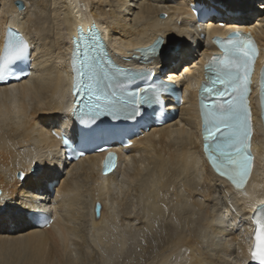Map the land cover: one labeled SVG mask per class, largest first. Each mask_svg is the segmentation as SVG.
Wrapping results in <instances>:
<instances>
[{
	"label": "bare ground",
	"instance_id": "bare-ground-1",
	"mask_svg": "<svg viewBox=\"0 0 264 264\" xmlns=\"http://www.w3.org/2000/svg\"><path fill=\"white\" fill-rule=\"evenodd\" d=\"M20 1L23 12L17 0H0V46L5 29L17 28L30 42L32 61L26 78L0 85V199L6 202L0 204V264H117L114 255L126 259L132 244L123 225L139 233L160 228L143 239L140 264H244L248 215L264 196V139L255 137L246 193L214 174L202 156L189 82L206 49L191 27L189 3L196 0H134L135 7L130 0ZM197 1L212 5L227 25L263 26L257 8L264 0ZM91 22L113 51L130 52L132 64L138 49L163 34L172 49L155 67L184 87L178 115L136 138L108 174L101 172L105 154L67 162L50 134L71 126L65 50L75 26L85 30ZM195 52L199 59L175 72L176 56L186 61ZM126 194L139 203V213L128 210ZM18 208L51 212L53 220L37 227Z\"/></svg>",
	"mask_w": 264,
	"mask_h": 264
},
{
	"label": "snow or ice",
	"instance_id": "snow-or-ice-1",
	"mask_svg": "<svg viewBox=\"0 0 264 264\" xmlns=\"http://www.w3.org/2000/svg\"><path fill=\"white\" fill-rule=\"evenodd\" d=\"M17 7L24 11L20 0H17ZM242 36L239 28H229L223 41L217 38L220 55L214 54L206 62L205 82L200 85L205 155L212 169L237 190L243 188L251 171V115L247 93L256 54L253 43L242 39ZM161 45L162 41L157 38L147 48L138 49L141 52L139 59L165 55ZM30 62L29 42L15 30L7 29L4 44L0 46V81L24 78L28 75ZM71 67L74 73V105L70 113L80 124L92 126L85 130L88 136L99 130V124L103 122L101 118L134 120L142 115V106H162V93L169 90V85L163 81L159 85L146 83L144 87L127 90L133 79L149 76L151 70L133 71L113 65L106 58L102 41L94 29L90 40L85 39L79 30L73 38ZM258 83L261 107L264 109V66ZM62 143L72 153L83 154L77 153L68 139L65 138ZM112 159L109 155L104 164L105 172L110 170ZM0 204L6 206L2 199ZM16 211L28 214L30 210L18 208ZM253 219L258 228L251 258L264 264V201L255 206Z\"/></svg>",
	"mask_w": 264,
	"mask_h": 264
},
{
	"label": "rangeland",
	"instance_id": "rangeland-1",
	"mask_svg": "<svg viewBox=\"0 0 264 264\" xmlns=\"http://www.w3.org/2000/svg\"><path fill=\"white\" fill-rule=\"evenodd\" d=\"M221 3H225V4H227L228 3V1L227 0H221L220 1ZM23 4V3H22ZM129 5H131V6H134L135 7V3H134V0H130L129 1ZM257 5V4H256ZM263 5H261V6H258V8H257V6H255L254 7V9H256L257 8V12H259V14L260 15H262L263 14V16H264V8L262 7ZM258 15V14H257ZM255 18V17H254ZM178 41V42H177ZM176 41V44L177 45H180V46H182L183 44H181L180 43V41H179V39ZM194 40L191 38V40L190 41H188V44H189V47H191L192 48V50L194 51L195 50V47H193V44H194V42H193ZM176 44H174V45H176ZM190 45H192V46H190ZM172 48V47H171ZM199 53H194L193 55H191V56H187L188 57V60H184V58H185V56H180V55H177L176 56V58H175V61L174 62H172V65L173 66H175L176 67V65H177V68L175 69V72H177L178 74H182L183 73V71H181L183 68L182 67H184V65L186 66V64L187 63H190V64H192L193 63V61H196L197 59H199ZM187 61H189V62H187ZM183 62V63H182ZM186 63V64H185ZM183 66H182V65ZM170 66H172L171 64H169ZM178 67H179V69H178ZM178 70V71H177ZM180 72V73H179ZM62 176H63V174H62ZM127 189V188H126ZM53 195V194H52ZM127 196H125V201H127L126 202V205L128 206V210H132L133 209V213H135V212H137V213H139L138 211H139V203L136 201V199H134V197H133V195L131 194V195H129V194H126ZM131 197L134 199L133 201V203H131V201L132 200H130L131 199ZM124 201V202H125ZM134 204V205H133ZM132 205V206H131ZM134 206V207H133ZM133 207V208H132ZM166 218H167V222H170V220L168 219L169 217L168 216H166ZM155 224H157V223H155ZM14 225V224H13ZM153 225V224H152ZM138 225H136V227H137ZM156 226V225H155ZM11 227H13V226H11ZM135 226H133V228H134ZM123 228L125 229H123L125 232H123V235H125V234H127V233H131L132 232V234H133V236H132V238H130V240L129 239H127V241L129 242V244H130V242L133 244H131V246H129L130 247V250H129V252H128V254H127V257L125 256V258L126 259H124V260H120V257H118L117 259H116V255H114L115 256V260L116 261H118L117 262V264H132V262L134 261V262H138L139 264H140V262L139 261H141V259L139 258L143 253H144V249H143V239L146 237L147 238V235L148 234H155V235H157L158 234V232H160V228H154V225H153V228H151L149 231H143V232H138V231H136V230H138V229H132L131 230V228L132 227H130V230L131 231H129V230H126L128 227L127 226H124L123 225ZM129 231V232H128ZM125 233V234H124ZM134 237V238H133ZM133 239V240H132ZM128 244V245H129ZM139 256V257H138ZM136 258H139V259H136ZM128 259V260H127ZM98 261H99V259H97ZM96 260V261H97ZM97 261V263L95 262V263H92V264H100L101 263V259H100V261L98 262ZM115 261V262H116Z\"/></svg>",
	"mask_w": 264,
	"mask_h": 264
},
{
	"label": "water",
	"instance_id": "water-1",
	"mask_svg": "<svg viewBox=\"0 0 264 264\" xmlns=\"http://www.w3.org/2000/svg\"><path fill=\"white\" fill-rule=\"evenodd\" d=\"M20 3H22V2L20 1ZM16 5H17V2H16ZM20 174H21V173H18L17 176H18V177H21ZM94 211H95V215H97V214H98V211H99V204H98V203L95 204V206H94Z\"/></svg>",
	"mask_w": 264,
	"mask_h": 264
}]
</instances>
